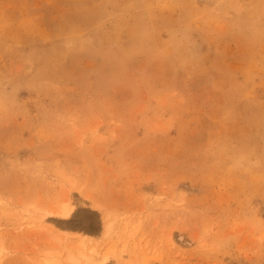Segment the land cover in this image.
<instances>
[{
  "label": "rangeland",
  "instance_id": "374dc122",
  "mask_svg": "<svg viewBox=\"0 0 264 264\" xmlns=\"http://www.w3.org/2000/svg\"><path fill=\"white\" fill-rule=\"evenodd\" d=\"M85 235L264 264V0H0V264Z\"/></svg>",
  "mask_w": 264,
  "mask_h": 264
},
{
  "label": "bare ground",
  "instance_id": "6f19581e",
  "mask_svg": "<svg viewBox=\"0 0 264 264\" xmlns=\"http://www.w3.org/2000/svg\"><path fill=\"white\" fill-rule=\"evenodd\" d=\"M73 206L67 203L61 204L60 208L55 211L53 214L48 212L47 214L53 215V217L63 220H68L71 215L73 214ZM46 214V215H47ZM108 216V214H106ZM104 235L110 233L112 229V222L105 221L103 227ZM89 241L87 236H82L76 239L75 242L69 244H63L60 249L49 253L46 256V264H106L107 259L114 249L113 247H109L107 252L105 251L104 254L100 255V257L96 258L95 255V248L91 247L88 248ZM45 260V259H44Z\"/></svg>",
  "mask_w": 264,
  "mask_h": 264
}]
</instances>
